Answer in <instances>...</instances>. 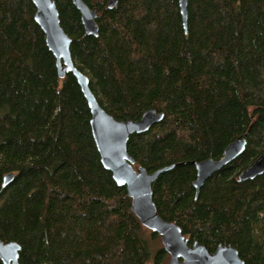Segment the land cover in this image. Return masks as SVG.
<instances>
[{"label": "trees", "instance_id": "obj_1", "mask_svg": "<svg viewBox=\"0 0 264 264\" xmlns=\"http://www.w3.org/2000/svg\"><path fill=\"white\" fill-rule=\"evenodd\" d=\"M83 1L97 7L96 36L72 0L55 3L99 104L121 120L163 114L127 143L135 168L172 166L152 183L157 212L189 243L264 264V172L238 179L264 152V0H187L186 32L178 0ZM35 11L0 0V239L20 244V264H166L102 166L86 99L71 73L58 76ZM238 137L242 153L196 194L193 161Z\"/></svg>", "mask_w": 264, "mask_h": 264}, {"label": "water", "instance_id": "obj_2", "mask_svg": "<svg viewBox=\"0 0 264 264\" xmlns=\"http://www.w3.org/2000/svg\"><path fill=\"white\" fill-rule=\"evenodd\" d=\"M31 1L36 9L34 19L44 33L45 43L55 58L58 76L63 78L66 73H71L86 99L90 111V130L102 166L111 173L117 185L125 186L127 195L131 199V209L141 225L160 237L162 247L168 254L166 264H244L232 245L218 244L211 252L197 241L189 243V239L184 236L175 222L161 217L153 201L151 187L153 181L172 166H164L153 172H148L141 166L135 168L134 160L127 151V143L130 135L147 131L163 118V114L155 109H147L136 120H121L106 112L92 93L89 78L75 66L70 53L71 38L60 25L55 0ZM117 1L107 0V7H114ZM72 3L80 13L85 34L96 36L97 7H89L83 0H72ZM178 5L186 32L187 0H178ZM245 144L246 140L238 137L226 145L220 158L193 161L196 177L192 185L196 194L207 178L242 153ZM263 172L264 152L240 171L238 179H251ZM13 176V173L4 175L2 185L10 183ZM20 248V244L14 240L0 239V262L20 264Z\"/></svg>", "mask_w": 264, "mask_h": 264}, {"label": "rangeland", "instance_id": "obj_3", "mask_svg": "<svg viewBox=\"0 0 264 264\" xmlns=\"http://www.w3.org/2000/svg\"><path fill=\"white\" fill-rule=\"evenodd\" d=\"M151 231L147 228H145V233L144 236L146 238L147 244L149 246L150 252H151V256H153V253L155 252V250L159 247L162 246L160 237H150ZM152 260V258H151ZM149 261L148 264H152V261Z\"/></svg>", "mask_w": 264, "mask_h": 264}, {"label": "flooded vegetation", "instance_id": "obj_4", "mask_svg": "<svg viewBox=\"0 0 264 264\" xmlns=\"http://www.w3.org/2000/svg\"><path fill=\"white\" fill-rule=\"evenodd\" d=\"M1 263V262H0ZM2 264V263H1Z\"/></svg>", "mask_w": 264, "mask_h": 264}]
</instances>
